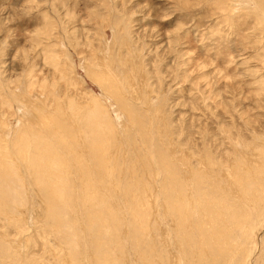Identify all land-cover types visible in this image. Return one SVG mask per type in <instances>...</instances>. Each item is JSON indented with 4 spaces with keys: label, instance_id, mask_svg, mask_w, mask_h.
<instances>
[{
    "label": "rangeland",
    "instance_id": "rangeland-1",
    "mask_svg": "<svg viewBox=\"0 0 264 264\" xmlns=\"http://www.w3.org/2000/svg\"><path fill=\"white\" fill-rule=\"evenodd\" d=\"M92 69L113 81L135 122L106 98ZM100 109L108 123L99 119L98 128L116 126L117 183L101 182L98 192L114 195L107 203L120 223L108 262L264 264V0H0V161L17 156L18 189L30 191L17 214L0 202V264L99 263L91 236L101 215L79 197L80 168L43 143L55 141L51 124L87 140ZM40 116L48 127L29 133L25 160L19 135ZM33 146L71 178L58 195L59 231L32 186ZM166 168L178 188L170 189ZM241 213L244 223L232 217Z\"/></svg>",
    "mask_w": 264,
    "mask_h": 264
},
{
    "label": "bare ground",
    "instance_id": "bare-ground-1",
    "mask_svg": "<svg viewBox=\"0 0 264 264\" xmlns=\"http://www.w3.org/2000/svg\"><path fill=\"white\" fill-rule=\"evenodd\" d=\"M88 73L93 78V80L101 83L100 86H103V90H104L105 94L107 95L106 98L107 97L110 98L112 101H114V103H115L114 105L117 106L116 108H119L124 113H126V115L129 118V122L130 123L131 122H135V118H133L134 114L132 113L131 107L128 106V109L125 107L127 105V103H126V101H124L123 96L119 94L120 91L118 90L119 91L118 94H116V95L114 94L115 91L117 93V89H116V86H114L113 81L107 76H102L103 74L99 75L93 69L91 71L89 70ZM110 89H114V91L113 90L111 91ZM102 111H104V110L100 109V111L96 112V114H95L96 118L93 119V123L91 125H89L90 126V137L87 140H86V137H84V134H82V131L74 133L71 130L72 128L71 129H66L65 125H59V124L55 125L54 124V126H52V124L50 123L51 125H49V126H51L52 127L51 129H53V130H51L50 128H46L47 131L44 128H43V130L46 131L47 135H49L51 138L55 139V141L52 142V140L50 139V142H49L50 144H48L47 141H45L43 144H44L45 148H47V149L50 148L51 151H53L52 148L56 151L57 149L59 150L62 147V150H63L62 152H64L65 155L67 154L69 157H72L74 159V161L77 163V165L79 166V168H80L79 173L81 174L80 180L82 181V184L80 183L81 184L80 187H81L82 190L79 193V197L83 193V196H81L82 200H83V203L95 206L96 207V212L101 215L100 218H95L94 219V222L96 224L95 227L97 226L96 227V234H92V236H91L92 244H93L92 246L94 247V253H95L96 257H97V261H99L98 264H100V263L111 264V262H110L111 258H112V256H115V255H113V253L117 254L118 251H119L118 247H119L120 244H118V241L120 240V237H119V235L116 236V234L119 233L120 223H119L118 218H117L116 209H114V206L109 204L110 200L113 199V197L111 199V196H114V195H112V194L109 195L110 196V199H109L107 195H104L103 193H102L103 195H101L98 192H100V188L99 187H100L101 182L102 183H107L108 182L109 186H111V184H112L113 189H115V185L117 183V177H116L118 175L117 165H116V162H114L115 161L114 158H113L114 154L111 153V151L113 149V144H114L113 141H112L113 139H112V134L111 133H115L116 132L115 131L116 130L115 129L116 126H114V124H113L111 126L110 125L106 126V128H105V125L103 126L102 129L98 128L97 124L99 123V119H101L103 121L106 120L107 123H108V120L106 118L102 117V116H105ZM39 112H41V111H39ZM105 114H106V112H105ZM45 115H47V114H45ZM45 115H44V117H45ZM100 115H102V116H100ZM42 116H40V118ZM48 116L49 115H47L46 118ZM37 117H38V115H37ZM40 118H37L36 122L33 120V119H35L34 117H32V119L27 120L28 123L25 122V124L27 123L28 127H25L24 130L22 129L23 132H21V134L19 135V140H20L21 143L17 140L20 144H23V145L19 147V152L17 150L16 153L18 152V156L23 158V159H25V160H28L27 159L28 149L30 148L29 144L26 145V141L28 142L29 139L31 140V138H33V137L30 136L31 134H29V133H32V135L35 136V135H37L39 133L38 131L40 129V126L44 127V126H47V124L49 123L48 122L46 125L43 126V124H44L43 120L44 119L41 118V120L43 119L42 120L43 123H41ZM46 120H49V117ZM54 120L57 121V117ZM54 120H52V121L55 122ZM61 124H62V122H61ZM30 125H31V128L29 127ZM74 125L75 124H73V126ZM0 128H1V126H0ZM28 128H30V129H28ZM77 128H78V126H77ZM74 129H76V128H74ZM40 131H41V129H40ZM102 132H103V134H102ZM26 134H29L30 137L26 138V136H27ZM41 135H43V133H41ZM40 138H42V137H40ZM46 138L47 137H44L43 139H46ZM73 138H76V139H73ZM32 140H34V139H32ZM42 140H41V142H43ZM18 142H17V144H18ZM35 145H36V143H35ZM42 145H40L39 148ZM26 146H28V148H26ZM36 147H38V146L36 145ZM36 147L33 146V149L35 151H34V153L31 154L30 161H29L30 163L33 162V166L32 167H35L31 171V175L33 177V184H34L32 186L37 188V189H35L37 191L35 193L36 197H39L40 195L42 196V200L44 201L43 203L46 206L48 214L53 216L54 219L56 218V221H54V220L53 221L57 223V224H55V227L57 228V229L55 228L56 231H59L58 228L61 229V227L64 226V224L62 222H60V218L57 217V215H58L57 213L62 211V210H59V207H58V205H60L59 204V200H61V198L58 197V195L61 196L63 194L62 192L64 190H66V187H67L66 186V182L69 181V183H70V179L71 178H69L68 176H64V174H62L61 170H59V169L57 170L55 168V166H54L56 161H54L53 159H51L49 161L46 160L43 157V155H41V153H39V151H38L39 149L36 148ZM1 148H3L2 145H1L0 149ZM16 148H18V147H16ZM47 149H46V152H47ZM1 150H3V149H1ZM1 150H0V152H1ZM49 154L51 155V152ZM55 157H56V155H55ZM1 158H2L3 161H0V183L3 184V187L0 185L1 186L0 202H2V203L4 202V206L7 207V209L9 208L8 209L9 211L14 212L15 214H17V213H19L18 211H20L21 208H24L26 206L25 205L26 202H27V201H25L26 200V194L28 195L30 191L29 192L28 191L22 192V190L18 189V188H22V186H24L22 184H24L23 182H25V181H23L24 179L22 180V177H20L19 173L17 172V168H18V165H19L18 162H17V158L18 157L14 156V155L11 156V154H10L8 156H1ZM51 158H54V156H51ZM6 160H8V161H6ZM163 160H165V159H162L160 162H162ZM207 160H208L209 165H212L211 162H209V159H207ZM163 162L169 164V162L167 160H165ZM50 164L52 165L51 167H50ZM22 167H24V166H22ZM71 168H73V167H71ZM206 170H207V168H206ZM18 171H19V169H18ZM165 171L167 173V181L169 182L170 189L171 188L173 189V186H176L178 188L179 185L177 184V182L174 183L171 180V171H170V169L166 168ZM20 173H22V172H20ZM202 176L204 178H208L209 177V175L206 173V171L205 172L203 171ZM70 187H72V186L70 185ZM74 187L76 188L75 185H74ZM87 187L90 188V189H88ZM101 188H102V190H105V189H103V187H101ZM22 189L24 190V188H22ZM25 189H26V187H25ZM92 191H93V193H92ZM38 192L40 193V195H39ZM168 195H169L168 199H169V202H170V208L174 209L175 211H177V213H179V215H180V225L184 226L186 224L185 221L187 219H185L184 216H183L185 211L182 212V209L180 208L181 203L178 206L177 204H175V199L176 198L174 196H172L170 194V192H169ZM39 198H41V197H39ZM107 200H108L109 203H107ZM133 200H135L134 202H137L138 199L136 200L134 198ZM63 203L66 204V205H72L71 201H68L67 198H65L63 200ZM137 205H135V206H137ZM209 207H212V206L211 205L207 206V208H209ZM70 208L72 210V207H70ZM137 210L138 209L136 208L135 212H137ZM139 210H138V212H139ZM222 212L223 211L221 210V212H219V214L222 213ZM104 213L106 214V219L103 216ZM224 213H225L224 216H227L228 213H229V209L225 208L224 209ZM232 213H233V211H232ZM84 214L87 215L86 212H84ZM144 214H146V213H144ZM144 214H143V217L145 218V216H147V215H144ZM12 216H14V214ZM241 216H242V219L244 220L245 216L242 215V213L239 214V215H232V217L235 220H238ZM242 222L244 223L245 220L242 221ZM107 223L109 225H112V227L114 228V230H113L110 227L113 230V231H111L110 234H109V231L107 229L108 228L107 227L108 226ZM236 227H238V226H236ZM62 228H64V227H62ZM65 228H66V226H65ZM217 229H219V228H217ZM66 230H67V228H66ZM184 230H186V229H184ZM224 232H226V231H224ZM227 235L228 234L225 235V233L221 234L217 238V240L215 242V245L216 246L218 245L217 241L219 239H221L222 236L225 237ZM76 244L77 243L70 242V250L75 248ZM114 246H116L115 247L116 249L114 248ZM219 246H220V244L218 245V248L222 247V246H220V247ZM112 247H113V250L109 254V251H110V249ZM227 251L229 252V250H227ZM104 252H105V256H104ZM228 252H227V254H228ZM73 254H75V253H73ZM218 254H216V257H217ZM92 255H93V253H92ZM220 255H222V253ZM220 255H218V256H220ZM74 256L76 257V254ZM108 257H110V261L109 262H108V260H109ZM217 258H216V260H217ZM219 259H222V257L219 258ZM64 260L62 261V263L64 262ZM66 262L67 261H65V263ZM93 262L94 261H92V263ZM231 262H233V261H231ZM222 263H224V262H222Z\"/></svg>",
    "mask_w": 264,
    "mask_h": 264
}]
</instances>
